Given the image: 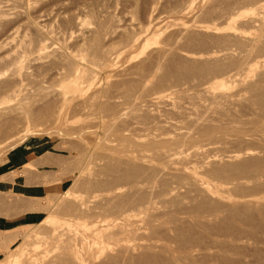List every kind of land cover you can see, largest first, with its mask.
<instances>
[{"label":"rangeland","instance_id":"1","mask_svg":"<svg viewBox=\"0 0 264 264\" xmlns=\"http://www.w3.org/2000/svg\"><path fill=\"white\" fill-rule=\"evenodd\" d=\"M0 11V264H264V0H0ZM143 29L149 42L127 59ZM99 47L120 49L111 77L62 81ZM84 50L89 62L73 56ZM17 53L26 69L7 66ZM230 70L246 76L208 85Z\"/></svg>","mask_w":264,"mask_h":264},{"label":"bare ground","instance_id":"2","mask_svg":"<svg viewBox=\"0 0 264 264\" xmlns=\"http://www.w3.org/2000/svg\"><path fill=\"white\" fill-rule=\"evenodd\" d=\"M32 1V0H31ZM254 3V2H253ZM255 4H257V2L255 3ZM253 6V5H252ZM255 6V5H254ZM25 8V7H24ZM23 8V9H24ZM241 9V8H240ZM3 11V10H2ZM185 11V10H184ZM1 12V11H0ZM193 12V11H192ZM261 12V11H260ZM263 12V11H262ZM186 14V13H185ZM189 14H190V12H189ZM192 14V13H191ZM190 14V15H191ZM240 14L241 13H237V14H235L236 16L238 15V16H240ZM259 14V13H258ZM185 18V17H184ZM190 18V17H189ZM235 18L232 16V17H229L228 19H227V21H228V23H231L233 20H234ZM254 20H256V18L254 19ZM226 21V22H227ZM257 21V20H256ZM255 22V21H254ZM227 23V24H228ZM158 24V23H157ZM194 24V23H193ZM263 24V23H262ZM155 26H157V25H155ZM75 28V27H74ZM191 28V27H190ZM209 28V27H208ZM157 29V28H156ZM192 29V28H191ZM191 29H188V30H191ZM154 30V29H153ZM91 31V30H90ZM155 31V30H154ZM154 31H153V33H154ZM195 31V30H194ZM93 32V31H92ZM149 32H150V30H149ZM234 32H237V29L235 28V30H234ZM152 33V32H151ZM93 34V33H92ZM139 34H141V36H139L138 38H136V39H134V40H131V41H129L124 47H122L123 49H124V51L127 53V55H129L128 56V58L127 59H134V58H136V55L138 54H134L133 53V51H134V49H136V47H137V49L141 46H143L144 48L146 47V45H147V43L149 42V40H150V36H149V33H147V30L146 29H143L142 31H141V33H139ZM138 34V35H139ZM182 34V33H181ZM185 34V33H184ZM202 35V34H201ZM239 36L241 35V37H243L244 35H243V32H241V33H239L238 34ZM54 36V35H53ZM131 36V35H130ZM182 37V39H183V37L184 36H181ZM67 38V37H66ZM86 38V37H85ZM96 38V37H95ZM55 39H57V38H55ZM59 39H60V37H59ZM103 39V38H102ZM188 39V38H187ZM239 39V38H238ZM250 39V38H249ZM252 39V38H251ZM53 40V39H52ZM92 40V39H91ZM95 40V39H94ZM99 40H101V39H99ZM237 40V39H236ZM254 40H257V39H254ZM184 41V40H183ZM95 42V41H94ZM138 42H140V46L138 45ZM257 42V41H256ZM125 43V42H124ZM263 43V42H262ZM28 44V43H27ZM36 44V43H35ZM51 44V43H50ZM88 44V43H87ZM102 44V43H101ZM234 44V43H233ZM55 45V44H54ZM118 45H120V44H118ZM121 45H124V44H121ZM256 45V44H255ZM88 46V45H87ZM94 46V45H93ZM96 46V45H95ZM176 46V45H175ZM37 47H38V50H44L45 48H46V45L45 44H37ZM98 47V46H97ZM109 47V46H108ZM118 47V46H117ZM228 47V46H227ZM249 47V46H248ZM260 47V46H259ZM35 48V47H34ZM93 48V47H92ZM103 48V47H102ZM120 48V47H119ZM250 48V47H249ZM253 48V47H252ZM30 49V48H29ZM28 49V50H29ZM53 49V48H52ZM105 49H106V47H105ZM88 50V49H87ZM141 50V49H140ZM256 50V49H255ZM27 51V50H26ZM25 51V52H26ZM95 51V52H94ZM93 51V55L94 54H96V56H97V62H95L93 59L91 60L90 59V64H91V66H85V65H82V63H75V67L74 68H71L70 66H68V64H67V66L68 67H70L71 68V70L69 69V70H67L68 68H65L66 69V71L65 72H63L62 74H60L61 75V77H62V81L63 82H66L67 84H72V85H74V86H77V87H80L85 81H89V80H91L93 77H95L96 76V74L97 73H99L100 71L99 70H102V71H106V79H108V77H111L112 76V74H113V72H115L116 71V60H117V58L119 57V55H120V49H116V47H115V49H111V50H109L110 52H108V51H103V49H100V47L99 48H96L95 50ZM241 51V50H240ZM50 52V51H49ZM131 52L134 54V55H132L131 54ZM140 52V51H139ZM209 52V51H208ZM243 52V51H242ZM11 53V52H10ZM28 53V52H27ZM31 53V52H30ZM69 53V52H68ZM72 53V52H71ZM78 53H80V52H78ZM87 53H89L88 51H87ZM86 51L84 50V52H81V54H77V53H73V56H75L76 58H78V57H80V58H83L84 57V59L86 60ZM91 53V52H90ZM90 53H89V56H90ZM179 53V52H178ZM54 54V53H53ZM92 54V53H91ZM125 54V53H124ZM262 54V53H261ZM66 57H65V56ZM131 55V56H130ZM182 55V54H181ZM206 55V54H205ZM239 55V54H238ZM167 56V55H166ZM170 56V55H169ZM186 56H188L189 58H198V57H201V55H198V54H194V53H187L186 54ZM210 56H212V55H207V57H210ZM233 56V55H232ZM61 57H63L62 59H67V55L65 54V53H63V54H61ZM95 57V56H94ZM145 57V56H144ZM247 57V56H246ZM22 55L21 54H16L14 57H12L11 58V60H10V62L7 64V66H13V65H15L16 67H14V68H16L17 70H20V69H26V67L23 65V62H22ZM75 58V59H76ZM229 58V57H228ZM231 58V57H230ZM57 59V58H56ZM69 59V58H68ZM204 59V58H203ZM206 59V58H205ZM210 60H211V58H209ZM87 60H88V58H87ZM86 60V61H87ZM120 60V59H119ZM118 60V62H120ZM175 60V59H174ZM207 60V59H206ZM228 60V59H227ZM201 61V60H200ZM209 61V60H208ZM222 61V63H223V60H221ZM64 62V61H63ZM73 62V61H72ZM75 62V61H74ZM87 62H89V61H87ZM158 62H160V61H158ZM157 62V63H158ZM220 62V61H219ZM250 62V61H249ZM248 62V63H249ZM67 63V62H66ZM162 63V62H161ZM195 63V62H194ZM207 63V62H206ZM257 65L258 66H260V67H262V68H264V59L263 60H258L257 62ZM30 64V63H29ZM61 65L62 66H65V64L64 63H61ZM61 65H59V69H60V66ZM74 65V64H73ZM118 65V64H117ZM159 65V64H158ZM218 65V64H217ZM224 65V64H223ZM66 66V67H67ZM119 66V65H118ZM153 66V65H152ZM162 66V65H161ZM159 67H160V65H159ZM208 67V66H207ZM236 67V66H235ZM57 69H58V67H57ZM157 69H158V67H157ZM157 69L156 70H154V72L156 73V71H157ZM16 70V71H17ZM139 70H141V69H139ZM144 70V69H143ZM223 70V69H222ZM221 70V71H222ZM237 70V69H236ZM24 71V70H23ZM62 71V70H61ZM132 71V70H131ZM216 71V70H215ZM233 71V70H232ZM231 70L229 71V72H227V73H225V75L223 76V77H218V78H216L215 76H214V78H212V80H210L209 82H207V83H209L208 85H214V84H217L218 86H221V87H223L224 85H225V83H224V80L225 81H227V80H233V79H237V78H239L240 80H242V79H244L245 78V76H242V75H240L241 74V71L242 70H239V72H232ZM60 72V71H59ZM142 72V71H141ZM144 72V71H143ZM225 72V71H224ZM223 72V73H224ZM151 73V72H150ZM143 74V73H142ZM216 74V73H215ZM214 74V75H215ZM243 74V73H242ZM264 74V73H263ZM23 75H24V73H23ZM105 75V74H104ZM151 75H154L155 76V74H151ZM151 75H149L148 74V76H151ZM219 75V74H218ZM261 75V74H260ZM14 76H16V75H14ZM29 76V75H28ZM142 76V75H141ZM147 76V75H146ZM153 76V77H154ZM158 76V75H157ZM157 76H155V77H157ZM217 76V75H216ZM240 76V77H239ZM258 76V75H257ZM17 78V77H16ZM148 78V77H147ZM13 79V78H12ZM98 79V78H97ZM143 79H146V78H143ZM150 79H152V76L150 77ZM149 78H148V80L149 81H151ZM11 80V79H10ZM15 80V79H14ZM31 80V79H30ZM61 80V79H60ZM141 80V79H140ZM148 80H147V82H148ZM239 80V81H240ZM94 81V80H93ZM146 81V80H145ZM144 81V82H145ZM250 81V80H249ZM154 82V81H153ZM231 82V81H230ZM238 82V81H237ZM251 82V81H250ZM20 83V82H19ZM163 83V82H162ZM236 83V82H235ZM254 83V82H253ZM17 84V83H16ZM154 84V83H153ZM152 84V85H153ZM206 84V83H205ZM227 84H228V82H227ZM249 84V83H248ZM10 85H12V84H10ZM15 85V84H14ZM20 85V84H19ZM13 86V85H12ZM9 87L10 88V90L12 89V88H14L15 86H13V87ZM86 86V85H85ZM88 86V85H87ZM228 86V85H227ZM98 87V86H97ZM147 87V86H146ZM177 87V86H176ZM178 88V87H177ZM188 88V87H187ZM91 89H92V87H91ZM170 89V88H169ZM173 89V88H172ZM171 89V90H172ZM175 89V88H174ZM179 89V88H178ZM206 89H208V88H206ZM252 89V88H251ZM13 90V89H12ZM11 90V91H12ZM16 90V89H15ZM23 90V89H22ZM175 90H177V89H175ZM225 90V89H224ZM159 91V90H158ZM177 91H179V90H177ZM8 92V91H7ZM15 92V91H14ZM13 92V93H14ZM16 92H18V91H16ZM28 92V91H27ZM94 92V91H93ZM226 92V91H225ZM242 92V91H241ZM92 94V93H91ZM219 94V93H218ZM222 94V93H221ZM13 95V94H12ZM17 96H20V95H17ZM219 96H220V94H219ZM225 96V95H224ZM10 97V96H9ZM143 97V96H142ZM146 97V96H145ZM221 97H223V96H221ZM241 97V96H240ZM76 98V97H75ZM156 98V100H157V96H155L154 97V99ZM218 98V97H217ZM22 101L25 99V97H23V96H21V98H20ZM65 99V101L66 102H70L71 100H70V98L69 97H65L64 98ZM159 99V98H158ZM221 99V98H220ZM74 100V99H73ZM223 100H224V98H223ZM232 101H234V100H232ZM158 102V101H157ZM89 103V102H88ZM169 103V102H168ZM155 104V103H154ZM173 104V103H172ZM93 105V104H92ZM153 105V104H152ZM207 108V107H206ZM199 122V121H198ZM168 122H166V124H167ZM170 123V122H169ZM178 123H179V121H178ZM177 123V124H178ZM181 123V122H180ZM179 123V124H180ZM171 124V123H170ZM175 124V123H174ZM183 124V123H182ZM155 125V124H154ZM169 125V124H168ZM176 125V124H175ZM181 125V124H180ZM166 127V126H165ZM174 127V126H173ZM181 129V128H180ZM184 129V128H183ZM135 130V129H134ZM151 130V129H150ZM133 132V131H132ZM130 133V132H129ZM178 133V132H177ZM151 134V133H150ZM180 134H181V132H180ZM183 134V133H182ZM132 135H134V134H132ZM144 135V134H143ZM162 135V134H161ZM145 136H146V134H145ZM147 136H148V134H147ZM154 136V135H153ZM173 136V135H172ZM179 136V135H178ZM139 137V136H138ZM161 137V136H160ZM176 137V136H175ZM157 138V137H156ZM170 138V137H169ZM178 138H180V137H178ZM145 139V138H144ZM147 139H148V137H147ZM155 139V138H154ZM158 139V138H157ZM171 139V138H170ZM175 139V138H174ZM151 140V139H150ZM168 140V139H167ZM172 140V139H171ZM145 141V140H144ZM163 141V140H162ZM170 141V140H169ZM168 141V142H169ZM141 142V141H140ZM143 143V142H142ZM145 143H146V141H145ZM171 143V142H170ZM156 144V143H155ZM202 145V144H201ZM210 145V144H209ZM218 145V144H217ZM200 146V145H199ZM207 146V145H206ZM201 147V146H200ZM137 148V147H136ZM211 148H212V146H211ZM215 148V147H214ZM214 148H213V152H214ZM224 147H222V149H223ZM207 149H208V147H207ZM210 149V148H209ZM216 149V148H215ZM178 150V149H177ZM189 150H191V149H189ZM224 150V149H223ZM228 150V149H227ZM142 151H145V150H142ZM147 151V150H146ZM145 151V152H146ZM153 151V150H152ZM178 151H180V150H178ZM182 151V150H181ZM205 151V150H204ZM168 152V151H167ZM166 152V153H167ZM183 153H184V151H182ZM217 152V151H216ZM225 152V151H224ZM247 152V151H246ZM246 152H245V154H246ZM173 153V152H172ZM177 153V152H176ZM198 153V152H197ZM209 153V152H208ZM207 153V155H209ZM218 153H219V151H218ZM226 153V152H225ZM242 153V152H241ZM248 153H250L251 154V152H247V155H248ZM157 154H158V152H157ZM169 154V153H168ZM167 154V155H168ZM178 154H179V152H178ZM195 154V153H194ZM227 154V153H226ZM225 154V155H226ZM233 154V153H232ZM230 155L229 154V157H233V158H236L237 160H238V158H239V156L241 155L240 153H234L233 155ZM142 155V154H141ZM143 155H145V154H143ZM167 155H166V157H167ZM171 155H173V157H174V155L175 154H171ZM179 155H181V154H179ZM183 155V154H182ZM198 155V154H197ZM203 155V154H202ZM205 155V154H204ZM207 155H205L204 156V158L207 156ZM210 155H211V153H210ZM242 155H244V154H242ZM241 155V156H242ZM148 156H150V155H148ZM169 156H170V154H169ZM191 157H192V155H190ZM216 156V155H215ZM218 156V155H217ZM228 156V155H227ZM226 156V157H227ZM164 157H165V155H164ZM173 157H172V159H173ZM180 157V156H179ZM182 157V156H181ZM180 157V158H181ZM190 157V158H191ZM197 157H199V156H197ZM212 157H214V156H212ZM211 157V158H212ZM219 157V156H218ZM222 157V156H221ZM224 157V156H223ZM238 157V158H237ZM144 158V157H143ZM169 158H171V157H169ZM203 158V159H204ZM240 158H242V157H240ZM151 159V158H150ZM198 159V158H197ZM203 159H201L202 160V162H203ZM207 159V158H206ZM209 159V158H208ZM216 159V158H215ZM232 159V158H231ZM235 159V160H236ZM147 160H148V158L146 159V162H147ZM162 160V159H161ZM169 160V159H168ZM183 160V159H182ZM191 160V159H190ZM212 160V159H211ZM225 160V159H224ZM229 160H230V158H229ZM165 161V160H164ZM177 161V160H176ZM188 161V160H187ZM195 161H196V159H195ZM209 161H210V159H209ZM208 161V162H209ZM217 161V160H216ZM220 161H221V159H220ZM222 161H223V158H222ZM149 162H150V160H149ZM168 162V161H167ZM171 162H173V160H171ZM170 162V163H171ZM178 162V161H177ZM177 162H175L174 161V163H177ZM191 162V161H190ZM205 162H207V160L205 161ZM206 163V164H209V163ZM130 163V162H129ZM179 163H181V162H179ZM179 163H178V165H179ZM214 163V162H213ZM230 163V162H229ZM216 164V163H215ZM188 165V164H187ZM196 165V164H195ZM198 165V164H197ZM204 165V164H203ZM212 165V164H211ZM210 165V166H211ZM186 166V165H185ZM185 166H183V167H185ZM189 166H190V163H189ZM204 166H206V165H204ZM208 167H209V165H207ZM195 167V166H194ZM155 168V167H154ZM170 168V167H169ZM191 168V167H190ZM199 168H202V167H200L199 166ZM204 168H206V167H204ZM183 169V168H182ZM152 170V169H151ZM184 171V170H183ZM157 172V171H156ZM185 172H187V171H185ZM146 173H147V171H146ZM145 173V174H146ZM159 173V172H158ZM149 174V173H148ZM87 175V174H86ZM161 175V174H160ZM145 176V175H144ZM181 177V176H180ZM196 179V178H195ZM241 179V178H240ZM139 180V179H138ZM201 180V179H200ZM241 180H244V179H241ZM240 180V181H241ZM257 180H258V178H257ZM194 181V180H193ZM198 181V180H197ZM214 181H217V180H214ZM246 181V180H245ZM198 182H200V181H198ZM197 182V183H198ZM202 182H203V184H204V182L205 181H203L202 180ZM227 182V181H226ZM231 182V181H230ZM237 182V181H236ZM244 182V181H243ZM206 183H208V182H206ZM205 183V184H206ZM227 183H229V182H227ZM232 183V182H231ZM238 183V182H237ZM201 184V183H200ZM204 184V185H205ZM242 184V183H241ZM248 184V183H247ZM137 185V184H136ZM239 185V184H238ZM183 186H185V185H183ZM191 186V185H190ZM201 186V185H200ZM248 186V185H247ZM212 187V186H211ZM233 187H234V185H233ZM236 187V186H235ZM130 188V187H129ZM142 188V187H141ZM148 188V187H147ZM151 188V187H150ZM202 188V187H201ZM206 188V187H205ZM136 189H138V188H136ZM155 189V188H154ZM175 189V188H174ZM191 189V188H190ZM226 189V188H225ZM116 190H119V189H116ZM116 190H115V192L114 193H118V192H116ZM127 190V189H126ZM131 190V189H130ZM133 190V189H132ZM142 190V189H141ZM148 190V189H147ZM151 190V189H150ZM171 190H173V189H171ZM221 190V189H220ZM231 190H232V188H231ZM144 191V190H143ZM149 191V190H148ZM152 191V190H151ZM223 191V190H222ZM227 191V190H226ZM122 192V191H121ZM120 192V193H121ZM131 192V191H130ZM140 193L142 192V191H139ZM231 192V191H230ZM113 193V192H112ZM172 193V192H171ZM228 193V192H227ZM124 194V193H123ZM146 194V193H145ZM165 194V193H164ZM169 194V193H168ZM109 195V194H108ZM111 195H113V194H111ZM115 195V194H114ZM167 195V194H166ZM165 195V196H166ZM110 196V195H109ZM107 197V196H106ZM110 198H112V196L110 197ZM113 198H114V196H113ZM108 199V198H107ZM110 200V199H109ZM114 200H115V198H114ZM121 202V201H120ZM242 202V201H241ZM105 203V202H104ZM108 203V202H107ZM132 203V202H131ZM257 203H259L260 204V202H257ZM83 204H85V203H83ZM144 204V203H143ZM255 204H256V202H255ZM78 205V204H77ZM108 205V204H107ZM120 205V204H119ZM129 205V204H128ZM134 205V204H133ZM141 205V204H140ZM234 205V204H233ZM258 205V204H257ZM104 206V205H103ZM102 206V207H103ZM135 206V205H134ZM250 206V205H249ZM259 206V205H258ZM143 207V206H142ZM106 208V207H105ZM145 208V207H144ZM104 209V208H103ZM116 209V208H115ZM127 209V208H126ZM153 209V208H152ZM239 209V208H238ZM106 210V209H105ZM122 210H124V209H122ZM122 210H120L121 212H122ZM118 211V210H117ZM128 211H130V209L128 210ZM138 211H139V209H138ZM142 211V210H141ZM152 211V210H151ZM102 212H104V210L102 211ZM131 212H133V211H130V213ZM146 212H147V209H146ZM145 212V213H146ZM99 213V212H98ZM116 213V212H115ZM123 214H124V211L122 212ZM142 213V212H141ZM141 213H140V215H141ZM83 214H85V213H83ZM82 214V215H83ZM88 214V213H87ZM111 214V213H110ZM118 214V213H117ZM142 214H144V213H142ZM147 214H149V213H147ZM86 215V214H85ZM104 215V214H103ZM113 215V214H112ZM119 215V214H118ZM121 215V214H120ZM130 215V214H129ZM146 215V214H145ZM77 216V215H76ZM87 216V215H86ZM89 216H92L91 214L90 215H88V217ZM95 216H97V215H93L92 216V218L93 217H95ZM100 216V215H99ZM106 216V215H105ZM149 216V215H148ZM78 217V216H77ZM98 217V216H97ZM107 217V216H106ZM123 217V216H122ZM143 217V216H142ZM82 218V217H81ZM80 218V219H81ZM85 218V217H84ZM83 218V219H84ZM87 218V217H86ZM116 218V217H115ZM118 218V217H117ZM70 219V218H69ZM74 219V218H73ZM78 219V218H77ZM94 219V218H93ZM93 219H90V220H92L93 221ZM95 219H97V220H95ZM94 219V221L92 222V221H90L91 222V224L93 225L94 223H99V219L98 218H95ZM113 219V218H112ZM119 219V218H118ZM135 219H137V218H135ZM79 220V219H78ZM144 220V219H143ZM155 220V219H154ZM210 220V219H209ZM88 221V220H87ZM86 221V222H87ZM124 220H122V222H123ZM131 221V220H130ZM115 222V221H114ZM132 222V221H131ZM154 222V221H153ZM85 223V222H84ZM87 224V223H86ZM108 224V223H107ZM112 224V223H111ZM110 224V225H111ZM122 224V223H121ZM72 225V224H71ZM74 225V224H73ZM87 225H89V224H87ZM47 226V225H46ZM140 226V225H139ZM87 227V226H86ZM104 227V226H103ZM106 227V226H105ZM116 227V226H115ZM126 227H130V226H126ZM125 227V228H126ZM49 228V227H48ZM76 228V227H75ZM84 228V227H83ZM95 228V227H94ZM107 228V227H106ZM48 230V229H47ZM70 230V229H69ZM78 230V229H77ZM76 230V231H77ZM121 230V229H120ZM141 230H143L142 228H141ZM46 231V230H45ZM115 231V230H114ZM114 231H112V235H113V232ZM138 231V230H137ZM140 231V230H139ZM138 231V232H139ZM145 231V230H144ZM79 232V231H78ZM143 232V231H142ZM36 233V232H35ZM42 233V232H41ZM56 234H57V232H55ZM58 233H59V231H58ZM72 233V232H71ZM119 233V232H118ZM39 234V233H38ZM51 234V233H50ZM63 233H61V235H62ZM110 234V233H109ZM140 234V233H139ZM53 235V234H52ZM50 236V237H52V239H53V237L54 236ZM66 235V234H65ZM75 235V234H74ZM73 235V236H74ZM33 236V235H32ZM60 236V235H59ZM59 236H58V238H59ZM64 236V235H63ZM108 236V235H107ZM134 236V235H133ZM138 236V235H137ZM43 237V236H42ZM48 237V236H47ZM61 237V236H60ZM75 237V236H74ZM78 237V236H77ZM76 237V238H77ZM85 237V236H84ZM106 237V236H105ZM109 237V236H108ZM35 238V237H34ZM41 237H39V239H40ZM45 239V241H46V236L44 237ZM66 238V237H65ZM107 238V237H106ZM114 238V237H113ZM125 238V237H124ZM123 238V239H124ZM39 239H38V241H39ZM55 239V238H54ZM56 239H57V237H56ZM131 239V238H130ZM33 240V239H32ZM37 240V239H36ZM43 240V238H42V240H41V242L39 243V246L40 247H42V245L41 244H43V242L42 241H44ZM59 240H60V238H59ZM73 240V239H72ZM71 240V241H72ZM122 240V239H121ZM126 240V239H125ZM25 241V240H24ZM28 241V240H27ZM54 241H56V240H54ZM76 241V240H75ZM84 241V240H83ZM97 241V240H96ZM131 241V240H130ZM57 242H58V239H57ZM78 242V241H77ZM80 242V241H79ZM25 243V242H24ZM28 243V242H27ZM26 243V244H27ZM31 243H33L34 244V242H31ZM36 243V245H38L37 244V241L35 242ZM50 243V242H49ZM61 243V242H60ZM59 243V244H60ZM66 243V242H65ZM76 243V242H75ZM81 243V242H80ZM48 244V241H47V243H46V245ZM52 244V243H51ZM55 244V243H54ZM82 244V243H81ZM100 244V242H95V245L97 246V245H99ZM28 245H30V244H28ZM35 244H34V246H36ZM69 245V244H68ZM90 245V244H89ZM112 245H113V243H112ZM145 245V244H144ZM33 246V247H34ZM49 246V244L47 245V246H45V248L46 247H48ZM23 247H24V245H23ZM72 247V246H71ZM70 247V248H71ZM76 247H80V246H76ZM21 248V247H20ZM31 248V247H30ZM44 248V249H45ZM49 248H51V247H49ZM66 248V247H65ZM92 248H93V244H92ZM92 248H91V250H92ZM26 249H29V248H27L26 247ZM34 250H35V248H33ZM33 249H31L33 252H34V250ZM36 249H37V246H36ZM48 249V248H47ZM47 249H45V250H47ZM122 249V248H121ZM31 250H30V252H31ZM40 249L38 248L37 250H35L36 251V253L39 251ZM68 250V249H67ZM67 250L65 249V251H64V253H66V254H68V259L70 258V256H69V254L72 252H69V253H67ZM41 253H43V252H45L44 250L42 251V248H41ZM40 251H39V253H40ZM29 253V251H27L26 250V253ZM32 252V253H33ZM47 252V251H46ZM84 252V251H83ZM82 252V253H83ZM89 252H91V251H89ZM18 253V252H17ZM23 253H24V251H22V255H23ZM30 254V256L31 255H33V254H36L35 252L33 253V254ZM38 253V254H39ZM40 253V254H41ZM48 253V252H47ZM73 253V252H72ZM120 253V252H119ZM44 254V253H43ZM46 254V253H45ZM62 254V253H61ZM84 254V253H83ZM14 255V254H13ZM12 255V256H13ZM28 255V254H27ZM65 255V254H64ZM29 255H28V258L30 257ZM35 255H33V257H34ZM39 256V255H38ZM63 256V255H62ZM83 256V255H82ZM24 257H25V255H24ZM66 257V258H67ZM75 258H76V260L79 262V264H81L82 262H84L83 261V258H85V257H76V256H74ZM13 258V257H12ZM19 258H22V257H19ZM31 258V257H30ZM29 258V259H30ZM35 258V257H34ZM63 258V257H62ZM66 258H64V259H66ZM71 258H72V256H71ZM71 258H70V260H71ZM74 258V259H75ZM59 259V258H58ZM67 259V260H68ZM73 259V258H72ZM73 259V260H74ZM12 260V259H11ZM24 260H26V258H24ZM28 260V259H27ZM26 260V261H27ZM49 260V259H48ZM45 261V262H47V264H49V261ZM70 260H68V261H70ZM73 260H71L70 262H72ZM85 260V259H84ZM7 261V260H6ZM26 261L24 262V264H26ZM31 262H30V264H36L39 260H30ZM66 261V260H65ZM5 262V261H4ZM9 262H10V260H9ZM19 262H21V261H19ZM18 262V264H20ZM23 262V261H22ZM60 262V261H59ZM75 262V261H74ZM28 263H29V261H28ZM44 263V262H43ZM54 263V262H53ZM73 263V262H72ZM76 263V262H75ZM74 263V264H75ZM6 264V263H5ZM52 264V263H51Z\"/></svg>","mask_w":264,"mask_h":264}]
</instances>
